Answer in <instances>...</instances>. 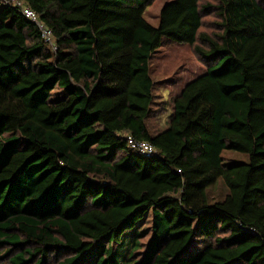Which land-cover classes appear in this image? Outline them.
I'll list each match as a JSON object with an SVG mask.
<instances>
[{"label":"trees","instance_id":"obj_1","mask_svg":"<svg viewBox=\"0 0 264 264\" xmlns=\"http://www.w3.org/2000/svg\"><path fill=\"white\" fill-rule=\"evenodd\" d=\"M20 1L55 50L0 0L4 264H264V0H169L155 27L151 0ZM165 40L205 70L157 113L149 63Z\"/></svg>","mask_w":264,"mask_h":264},{"label":"rangeland","instance_id":"obj_2","mask_svg":"<svg viewBox=\"0 0 264 264\" xmlns=\"http://www.w3.org/2000/svg\"><path fill=\"white\" fill-rule=\"evenodd\" d=\"M169 0H151L149 7L145 9L144 19L153 27L158 24V16L161 7ZM201 4L215 5L214 0H200ZM210 10L208 15H204L201 32L212 35L218 33L216 26L218 19L216 14ZM205 66L194 55L192 48L184 43H177L165 40L158 51L153 55L149 63V74L153 80V94L155 95V110L160 113L162 109L171 110L172 99L178 94L180 89L190 80L202 74ZM167 113V112H166ZM166 114L160 120L154 116L149 123L150 127L156 128V122L165 125ZM222 157L225 162L247 163L246 154H240L234 151L224 150ZM227 189L218 181L209 191V202L222 200ZM3 249L0 248V255ZM5 260L0 259V264Z\"/></svg>","mask_w":264,"mask_h":264},{"label":"built area","instance_id":"obj_3","mask_svg":"<svg viewBox=\"0 0 264 264\" xmlns=\"http://www.w3.org/2000/svg\"><path fill=\"white\" fill-rule=\"evenodd\" d=\"M1 1L7 5H11L19 9V12L25 19L33 22L36 25L40 33V37L49 46V48L53 51L55 50L53 44V35L51 31L47 29L43 24L38 22L37 16L32 10L24 6L20 0H1ZM126 144L130 150L142 154L145 157H150L154 154L153 147L147 142L135 141L130 136H127Z\"/></svg>","mask_w":264,"mask_h":264}]
</instances>
